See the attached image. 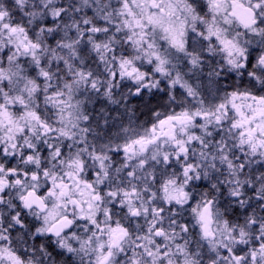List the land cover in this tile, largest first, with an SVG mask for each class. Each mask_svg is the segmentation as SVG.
I'll return each mask as SVG.
<instances>
[{"label":"clouds","instance_id":"1","mask_svg":"<svg viewBox=\"0 0 264 264\" xmlns=\"http://www.w3.org/2000/svg\"><path fill=\"white\" fill-rule=\"evenodd\" d=\"M0 264H264V0H0Z\"/></svg>","mask_w":264,"mask_h":264}]
</instances>
